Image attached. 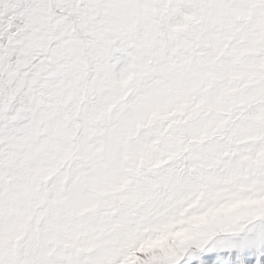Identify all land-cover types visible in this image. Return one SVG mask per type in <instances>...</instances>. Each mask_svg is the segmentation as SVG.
<instances>
[{"label":"snow or ice","instance_id":"snow-or-ice-1","mask_svg":"<svg viewBox=\"0 0 264 264\" xmlns=\"http://www.w3.org/2000/svg\"><path fill=\"white\" fill-rule=\"evenodd\" d=\"M0 264H264V0H0Z\"/></svg>","mask_w":264,"mask_h":264}]
</instances>
